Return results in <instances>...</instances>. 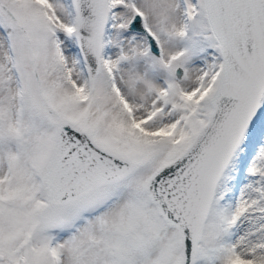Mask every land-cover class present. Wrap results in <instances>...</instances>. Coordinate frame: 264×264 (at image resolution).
<instances>
[{
  "label": "snow or ice",
  "instance_id": "snow-or-ice-1",
  "mask_svg": "<svg viewBox=\"0 0 264 264\" xmlns=\"http://www.w3.org/2000/svg\"><path fill=\"white\" fill-rule=\"evenodd\" d=\"M0 264H264V0H0Z\"/></svg>",
  "mask_w": 264,
  "mask_h": 264
}]
</instances>
